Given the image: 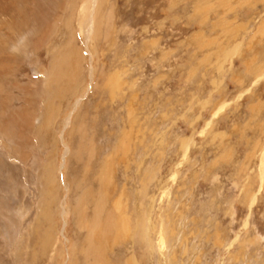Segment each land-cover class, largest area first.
<instances>
[{
  "label": "rangeland",
  "instance_id": "374dc122",
  "mask_svg": "<svg viewBox=\"0 0 264 264\" xmlns=\"http://www.w3.org/2000/svg\"><path fill=\"white\" fill-rule=\"evenodd\" d=\"M101 1L0 0V264H264V0Z\"/></svg>",
  "mask_w": 264,
  "mask_h": 264
},
{
  "label": "bare ground",
  "instance_id": "6f19581e",
  "mask_svg": "<svg viewBox=\"0 0 264 264\" xmlns=\"http://www.w3.org/2000/svg\"><path fill=\"white\" fill-rule=\"evenodd\" d=\"M101 0H85L83 7H82V12L84 14H86L85 17V24L86 27L88 28V37H90L89 35L91 34V32L94 30L95 25L98 22V12H99V5L101 4ZM111 12V11H109ZM108 12V14L110 15V13ZM108 15V16H109ZM111 16V15H110ZM110 18V17H109ZM108 20V19H107ZM264 26V25H263ZM85 27V28H86ZM239 50V45L234 46V48L229 52V56H234ZM76 55H79L78 53L76 54V50L74 51L73 49H71L68 53L64 54V52H61L60 50L58 51L57 55L55 56V60L52 62V70L51 73L49 74V78H47L49 81H53V82H59V80L61 79H67L69 81V79H71L72 81H75V74L77 73V71L81 72L80 70L75 71L73 68V70H70L69 62H70V58L75 57ZM77 57V56H76ZM81 58V56H80ZM83 58V57H82ZM81 58V59H82ZM74 59V58H73ZM79 59V58H76ZM80 61V60H79ZM79 61L75 60V63L77 64ZM84 61V60H83ZM73 62V61H72ZM75 63L73 62V64L75 65ZM80 63V62H79ZM72 65V63H70ZM82 64V63H81ZM79 66V65H78ZM80 67V66H79ZM68 69V70H66ZM80 69V68H79ZM85 70V69H84ZM36 71V70H35ZM70 73H69V72ZM74 72V75L72 76ZM76 72V73H75ZM83 73V72H82ZM71 74V75H70ZM79 76V75H78ZM77 76V78H78ZM83 76V75H82ZM264 77V71L257 74V80L256 83H258L261 79H263ZM47 80V81H48ZM71 81V83H72ZM110 82H112V79L110 80ZM80 83V82H79ZM77 84L76 86H79L80 84ZM80 87V86H79ZM82 98V97H81ZM80 100V99H79ZM79 100L77 101V105L79 104ZM225 106V103L220 106V108L215 112V115H217ZM57 117V116H56ZM55 118L53 112H50V114L47 116V118H45L41 124L39 128V130H42L44 127L50 126L53 119ZM66 123L69 125L70 123V116L67 117L66 119ZM210 124V123H208ZM72 125V124H71ZM66 126V125H65ZM67 127V126H66ZM37 128V127H36ZM86 147V146H85ZM67 153V150H66ZM261 164H260V169H259V176H260V181L261 184H264V152L262 153L261 156ZM106 166V165H105ZM104 166V167H105ZM109 168V167H108ZM107 170H104L102 172L101 175V181L104 183H109L110 182V176H108V173L106 172ZM110 171V170H109ZM111 184V183H110ZM109 184V185H110ZM107 185V184H106ZM107 193L102 192L100 193V195L98 196L99 199V206L97 209V213H96V217H100L101 213L104 212L105 210V205L106 204V195ZM256 194V193H255ZM253 203L256 200V196H253ZM252 202V201H251ZM104 203V204H103ZM120 211V204L115 203L112 208L107 212V218L105 221V224L102 223V225H105V230L108 232V234H111L114 230H116L117 228V223L119 222V220H117L116 217V212ZM98 224V223H97ZM122 230L127 231V228L125 227V225L121 226ZM144 228V226H142V229ZM65 229V228H64ZM146 227L143 229V234H146ZM101 254V253H100ZM99 254V257H100ZM95 264H104L101 259L99 261H97Z\"/></svg>",
  "mask_w": 264,
  "mask_h": 264
}]
</instances>
